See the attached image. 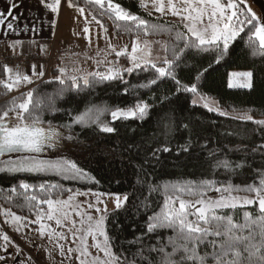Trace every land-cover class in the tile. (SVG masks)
Returning <instances> with one entry per match:
<instances>
[{
    "label": "trees",
    "instance_id": "obj_1",
    "mask_svg": "<svg viewBox=\"0 0 264 264\" xmlns=\"http://www.w3.org/2000/svg\"><path fill=\"white\" fill-rule=\"evenodd\" d=\"M112 2L148 21L149 25H158L159 30L150 31L147 35L143 32L137 35L135 31L129 33L123 27L125 22H119L121 26L118 27L110 16L99 15V6L89 5L86 0H72L74 5L85 7L96 15L107 31L116 37H161L166 40L169 50L182 48L184 40L190 37L183 21L147 11L144 4L141 6V0ZM249 35L246 28L242 38L230 43L223 57H219L218 50L212 46L207 50H184L175 74L181 82V89L196 84V94L183 90L177 92V85L170 78L159 81L157 85L142 87L154 78L155 73L141 70L131 74L122 71L123 82L103 81L89 87L79 81L81 87L78 89L71 87V79H63L64 83H61V79L51 73L32 83L28 89L14 93L13 86L11 90L5 86L11 84V78L7 67L0 64V114L11 107L13 101L19 103V98L31 92L33 104H39L36 111L42 113L44 126L47 127L51 121L66 135H73L71 140L63 141L59 149H47L44 155L53 157V160L66 158L87 173L84 179H67L54 173L0 171V204L34 216L24 196L10 191L17 186L18 192H23L18 188L21 182L34 186L28 195L35 192L38 196L42 195L38 189L40 184L55 185L56 188L51 190L53 199L68 196L69 189L127 194L126 206L119 211L114 209L106 216L113 250L123 252L129 260L134 254L142 253L143 259L141 255H135V264H163V254L150 249L163 246L165 252L173 253V244L169 241L176 246L183 243L170 228L147 232L148 218L164 208L169 194L166 189L173 185L183 187L209 181L213 186L243 188L258 185L264 179V149L259 148L264 144V126L241 119L251 115L253 121L264 120V49L256 37L253 36L250 42ZM235 70L253 72L251 89L228 87L230 72ZM125 88L128 89L127 94ZM201 93L218 100L226 115L209 111L203 104H193L195 96ZM138 101L149 105L142 120L112 119L111 111L133 108ZM96 109L105 110L99 115L98 123L94 122ZM77 116H84L85 122L73 123ZM101 125L113 127L115 131L104 133L100 130ZM163 147L171 151L160 152L157 158H153V151ZM184 147L188 151H183ZM223 162L230 167H223ZM217 194L209 191L207 197ZM245 213L255 220L260 215L259 207L217 210V214L230 216L237 225L245 223ZM252 227L259 230L258 225ZM244 235H247V230ZM137 238L139 242L133 243ZM197 251L205 255L212 249L201 245ZM179 256L177 251L171 259L175 262ZM207 264H213L210 257Z\"/></svg>",
    "mask_w": 264,
    "mask_h": 264
},
{
    "label": "snow or ice",
    "instance_id": "obj_2",
    "mask_svg": "<svg viewBox=\"0 0 264 264\" xmlns=\"http://www.w3.org/2000/svg\"><path fill=\"white\" fill-rule=\"evenodd\" d=\"M8 7L6 10H0V27L6 29L7 33L19 35L20 31L24 32H38L43 30L44 20L42 17H35L32 20L31 27L28 23H23L21 26L20 21L22 14L17 13L15 10L20 6L17 0H7ZM42 8L48 10L52 14L59 12L62 0H39ZM69 7H77V10L81 15L84 13L83 8H79L72 3V0H67ZM89 5L99 6L97 13L99 15H108L117 22V26L120 27L121 21L125 22L123 27L129 33L135 31L137 35L143 32L147 35L150 31L155 32L159 30V26L152 24L149 25L148 21L143 18L134 15L130 11L125 10L120 4L113 3L112 0H86ZM184 5L183 9L177 8L172 4V0H169L170 10L172 15L179 16L182 21H190L185 24L190 37L184 40L182 48L176 49H163L164 54L153 56L151 51L145 48H140L137 41H133L132 44V67L125 69L127 73L131 74L135 70L141 71H153L155 73L148 84L142 85V87H148L151 85H157L159 81L164 79H172L177 85V92L183 90L184 92H190L196 94L198 88L196 84L185 86L181 89L180 80L176 77V70L179 68L181 58L185 49H198L207 50L208 46H212L218 50L219 57H223L227 54L230 42H235L241 34L245 32L247 28L249 35V41L252 37H256L259 40L260 47L264 49V23H260L256 14L250 7H247L245 0H182ZM193 4L196 6L193 7ZM141 6H143V0H141ZM156 11L163 13L165 11L163 6L156 7ZM182 12L188 13L183 15ZM195 13V15H193ZM205 16H207V22H205ZM93 20L107 33V28L97 19L96 15H93ZM197 25H200L199 27ZM251 25V27H248ZM19 29V30H18ZM88 31L87 28L84 30ZM17 43L20 41H14L9 45L11 49H15ZM111 47V46H110ZM127 49L124 52H117L116 55L120 56L126 54ZM169 52L171 55L169 56ZM139 53V55H137ZM219 62V59L217 60ZM163 65V66H158ZM33 74L43 75V72L36 73V66H32ZM7 70V69H6ZM61 73L65 70L60 69ZM206 71V70H205ZM202 75V74H201ZM233 76H240L242 80L237 83L229 81L228 87H241L251 89L253 87V72L248 71L244 73H233ZM89 76L92 79H89ZM23 79L26 83L31 84L33 81L26 75L18 77ZM199 79V77H197ZM72 88H80L79 80H82L83 86H93L95 83L111 80H121L123 82V76L119 70L114 68L108 69L107 73H89L88 76L78 78L73 76L71 78ZM64 83L63 80L60 81ZM9 90L12 89V84L5 85ZM63 91V90H62ZM127 94L128 89H124ZM205 101L204 107L209 111H217L219 115H226L225 112L219 110L214 106V103L210 104L207 98L201 96ZM21 102H12V106L6 108L0 114V156L5 153L24 152L30 154H38L44 152L46 149H59L62 142L65 140H71L72 134H65L60 130L59 126H54L51 121L48 122L47 127L44 126L42 113L37 112L39 104H33L32 93L29 92L25 96L19 98ZM196 101L193 100V104ZM31 105V107H30ZM149 109L148 103L144 101H138L133 108L128 109H116L111 111L112 119H140L142 120L147 114ZM105 111L104 109H96L93 115L96 117L94 122H99V115ZM10 113H13L10 118ZM247 121H252L257 125L264 126V120H255L251 115L241 117ZM84 116H77L73 123H84ZM186 127V126H185ZM100 130L104 133H113L115 129L107 125H101ZM259 148L264 149V144ZM168 147L157 148L153 151L152 157L157 158L160 152H170ZM183 151H188L187 147L183 148ZM255 151V149H254ZM225 168L230 167L226 162L222 163ZM241 167V165H236ZM0 171L3 172H33V173H54L67 179H84L87 178V173L75 162H72L66 158L58 160H42L35 156L25 157V159L18 161L14 164L10 163L3 167H0ZM34 186L21 182L18 188L23 192H18L17 186H13L10 191L13 194L24 196L26 204L33 212L35 219L29 220L27 217H22L14 213L11 209H4L0 211V215L5 217L3 223L12 226L18 233H23L24 229H27L30 225H38L35 229L41 237L48 236L51 241L53 237H56L57 242L53 250L43 249L48 252L49 258H53V251L59 250L60 256L63 260L71 259L73 248L69 246L67 252H65V246L59 243L60 240H66L67 236L64 232L57 233L51 224H47L45 221H55L58 228L67 227L64 223L69 219V211L65 209H71L73 197L70 195L68 200L53 199L51 190L55 189V185L40 184L38 186L39 192L42 194L38 196L35 192L28 195L29 191ZM71 192V189H69ZM169 193L165 201L163 210L150 216L148 218L147 232L152 233L160 228H170L176 232L177 236L183 243L176 246L173 241H169L173 244V253L165 252V247L152 248L150 251H154L157 254H163V264H207L209 257L213 264H264V179L259 181L258 185H247L243 188L238 186H213L211 181L199 184L186 185L183 187L171 186L166 189ZM209 191H215L217 193H227V195H221L218 199H211L207 197ZM243 191L245 193H254V196H234L233 192ZM196 197L195 200H185L181 198L183 194ZM76 195H88V193H76ZM110 195V194H108ZM92 196L97 197L96 193H92ZM129 197L125 194L121 199L119 194L115 195L114 207L116 211L121 210L128 203ZM178 202V207L176 206ZM104 203L103 200L98 197L94 203H89L88 207L93 208L96 204ZM258 204L259 217L253 220L249 213H245V223L237 225L233 223L230 216H223L217 214L218 209H236L237 207L248 206ZM41 205H47V212L41 207ZM96 212H107V205L105 204L102 210L99 207H95ZM77 214L81 216L80 224L83 225L87 222V229L84 235H77L81 231L76 227V221H71L72 229L69 231L72 235V243L76 241L81 242V246L77 248L78 255L75 260L78 264H135V255H141L142 253L134 254L133 259L129 260L123 252L117 253L113 251L114 245L111 242V238L107 231L104 229L105 216L101 215L98 219L93 220L90 214L80 213L77 206ZM86 216V221H85ZM190 216H195L196 219L190 220ZM252 225H258L259 230H255ZM247 230V235H244ZM87 236H91L94 243L92 247H95L98 252H103L106 259L101 260L99 256L91 257V253L88 251ZM98 238H102V243ZM139 242L133 241V243ZM201 245L211 247L212 252L200 255L197 251ZM10 248H15L14 253H9ZM177 251L180 252L178 260L175 262L171 259L172 255ZM23 249L19 244H16L6 231L0 230V264H32V257L29 255L25 260H20ZM91 257V259H89Z\"/></svg>",
    "mask_w": 264,
    "mask_h": 264
},
{
    "label": "rangeland",
    "instance_id": "obj_3",
    "mask_svg": "<svg viewBox=\"0 0 264 264\" xmlns=\"http://www.w3.org/2000/svg\"><path fill=\"white\" fill-rule=\"evenodd\" d=\"M143 4H144V8L150 12L152 11L157 12L156 7L163 6L165 11L163 13L158 12L159 14L165 15L174 20L175 19L181 20L179 16L172 15L171 10H170L169 0H143ZM172 4L176 5V7L180 9H183L184 7L182 0H172ZM195 6L196 5L193 4V7ZM83 9H84V13L83 15H81L80 12L77 10V7H74V10L70 13L71 14L70 18H64L62 20V23L60 24L61 26L60 31L63 30L64 28H67V30L64 33H61V37L69 36V37H76L78 39H80L81 37V39L83 40L82 42L86 44L85 45L86 53L91 54L90 58L92 60H86L84 63L81 62V64L83 65H81L80 67L79 66L77 67L74 65L73 67L69 68L68 66L67 68L63 66L62 69H64L65 71L63 73H60L61 71L58 72V68H61V65L56 64L55 66L56 61H53V58H51V61H52L51 65H46V66L49 67L50 73L55 74L56 78L63 80V79H71L73 76H75L79 80V78L81 77L88 76L89 73H96V72L107 73L108 69L110 68H114L122 72L125 69L132 67L131 56L133 54H132L131 49H132V44L134 40L137 41L138 46L142 49L145 48V43H146L147 44L146 50L151 51L153 56H156V55L162 56L164 54L163 49L167 48L165 39L161 37L152 38V37L145 36V35L144 36L142 35L134 36L131 38L116 37L115 35H113L111 32H108V31H107V34L105 32H102L101 34L100 26L96 23L95 20H93V14L90 13L85 7H83ZM182 14L188 15V13L186 12H182ZM193 15H195V13H193ZM183 22L185 24L190 23V21H183ZM205 22H207V16H205ZM197 26L199 27L200 25H197ZM85 28L88 29L87 32L84 31ZM112 38H115L114 41ZM114 43L116 45H113ZM101 44L103 45L104 49L106 48L108 49V51H104L102 53L103 55H105L106 63L101 62V59H99L100 56L97 55L99 53L98 47ZM112 46L116 48L114 55H111L109 58H107L108 52L113 54L111 51ZM125 48L127 49L126 54H123L120 56L116 55L117 52H124ZM137 55H139V53H137ZM100 62L102 63V65H100ZM54 67H56V69H53ZM50 73H48L47 76L45 77H48ZM79 81H82V80H79ZM24 90L26 89H21V86L17 85V87L14 88V93L22 92ZM201 96L207 98L210 104L214 103V106L218 108L219 110L226 112L220 107L218 100H216L214 97H210L202 93L197 94L195 96L194 100L196 101V103L204 105L205 101L200 98ZM122 109H128V108H122ZM233 115H239V114H233ZM11 117L12 116H10V118ZM29 156H35L36 158L42 159V160H53L54 159L53 157H50L49 155H44V153H38V154H30V153H26V154L20 153L19 154L18 152L6 153L0 157V167H3L10 163L14 164L18 161L25 159V157H29ZM80 192L88 193V195H76V193H80ZM92 193H96L97 197L104 201V203L102 204H96L95 207H99L103 210L106 204L107 205L106 213L103 211L96 212L95 207L93 208L88 207V204L94 203L95 199L97 198V197L92 196ZM108 194L110 193H106L103 191L100 192V191H95V190L89 191V190L79 189V190L71 191L68 194V196L57 197V199L64 200V201L68 200V197L70 195L73 197L72 202H71L73 207L71 209H67V208L65 209L66 211H69V219L64 222L67 225V227L58 228L55 224V221H45L47 224H51L52 228H54L57 233L64 232L65 235L67 236L66 240L59 241V243L64 244L65 252H67V248L69 246L73 248L71 259L63 260V264H78V262L75 260V257L78 255L77 248L81 246V242L76 241V243H72V235H71V232L69 231L70 229H72L71 221L73 220L76 221V227L81 229V231L78 232L77 235H81V236L84 235L88 227L87 222H85L83 225L80 224L81 216L77 214V206L79 208L80 213L90 214L93 217V220H96L101 215H104L105 216L104 229L107 231L106 216L108 212L113 211L115 209L114 200H115V195L117 193L110 194V195ZM119 195L122 199L125 194H119ZM221 195H227V193H219L217 194V196H210L208 198L218 199ZM232 195L234 196H246L247 195L249 197H252L254 196V193H250V194L232 193ZM181 198L185 200H195L196 199V197L188 196L186 194L182 195ZM254 205L258 206V204H254ZM176 206L178 207V202ZM251 206L252 205H248L245 207H251ZM4 209H9V208H6L2 204H0V211ZM43 209L45 212H47L48 210L47 205H45ZM12 211L16 213L17 215H20L22 217H27L29 220L35 219V216L26 215L24 213L21 214L14 210ZM191 217L194 221L195 216H191ZM4 219L5 217L3 215H0V230L6 231L9 234L10 238L16 244H19L20 247L23 249V253L19 257L20 260H25L30 255L32 257V264H61V261L63 258L60 256L58 249L53 251L52 259L49 258L48 252L43 250V249L53 250L57 242L56 237H53L51 241L49 240L48 236L41 237L39 233L35 231V229L38 228V225H35V224L30 225L27 229H24L22 234L18 233L12 226L4 224L3 223ZM85 221H86V216H85ZM98 239L102 243V238H98ZM93 243L94 241L92 237L87 236V244L89 246L88 251L91 253V257L99 256L101 260L106 259L104 257L103 252H98V250L95 247H92ZM15 251H16L15 248L9 249L10 254L14 253ZM91 257L89 259H91Z\"/></svg>",
    "mask_w": 264,
    "mask_h": 264
},
{
    "label": "crops",
    "instance_id": "obj_4",
    "mask_svg": "<svg viewBox=\"0 0 264 264\" xmlns=\"http://www.w3.org/2000/svg\"><path fill=\"white\" fill-rule=\"evenodd\" d=\"M17 2L20 6L15 11L22 14L20 21L21 26L23 25V23H28L29 27H31L33 18L42 17L44 20L43 30L38 32L20 31L19 35H14L12 33H7L5 35L4 33L6 32V29L0 27V42H2L6 46L8 51H11L15 54L17 53L19 55H27V53L30 52H40L42 56H51L53 58V61H56L55 66L56 64L61 65V68H58V72H60V69H62L63 66L67 68L68 66L70 68L74 65L80 67L81 65H83L81 64V62L84 63L86 60H92L90 58L91 54L86 53V44L82 42L83 40L81 39V37L80 39L69 36L61 37V33L66 32L67 28H64L60 31V24L62 23V20L64 18H70V13L74 10V7L68 6L67 0H62L60 10L56 14H52L48 10L42 8L39 0H17ZM245 3L247 7H250L256 14L260 23H264V0H246ZM7 7V0H0V10H6ZM100 29V32L102 34V32L104 31L101 27ZM112 39L114 41L115 38ZM14 41H20L21 43H17L15 49L13 50L9 47V45ZM113 45L116 44L114 43ZM98 48L99 53L97 55L100 56L99 59H101V62L106 63L105 55H103L102 53L104 51H108V49H104L102 44ZM115 50L116 48L112 46L111 51L113 54L108 52L107 58H109L111 55H114ZM101 62L100 65H102ZM33 65L36 66V73H39L41 71L43 72L42 76L33 74ZM53 69H56V67H54ZM248 71H231L229 75L231 82L235 84L242 80V77L238 75L233 76V73L239 74ZM48 73H50L49 67L42 63H34L28 65V67L22 66L21 68L16 69L8 68V75L11 78L12 86L15 88L18 85L21 86V89H27L29 86H31L32 83L39 81L41 78L47 76ZM24 75L28 76L33 82L31 84H28L22 78L18 79V77H22Z\"/></svg>",
    "mask_w": 264,
    "mask_h": 264
},
{
    "label": "built area",
    "instance_id": "obj_5",
    "mask_svg": "<svg viewBox=\"0 0 264 264\" xmlns=\"http://www.w3.org/2000/svg\"><path fill=\"white\" fill-rule=\"evenodd\" d=\"M51 57H44L38 52H30L27 55L15 54L8 51L6 46L0 42V64L8 68H21L22 66L28 67L31 64L43 63L46 65H51Z\"/></svg>",
    "mask_w": 264,
    "mask_h": 264
},
{
    "label": "water",
    "instance_id": "obj_6",
    "mask_svg": "<svg viewBox=\"0 0 264 264\" xmlns=\"http://www.w3.org/2000/svg\"><path fill=\"white\" fill-rule=\"evenodd\" d=\"M46 150H47V149H46ZM48 150L54 151V149H48ZM13 153H15V152H13ZM18 153H19V154H20V153L23 154L24 152H18ZM42 153H43V152H42ZM5 154H6V153H5ZM25 154H26V153H25ZM2 156H3V155H2ZM0 157H1V156H0Z\"/></svg>",
    "mask_w": 264,
    "mask_h": 264
}]
</instances>
